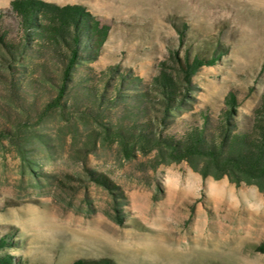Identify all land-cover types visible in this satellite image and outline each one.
Listing matches in <instances>:
<instances>
[{"label": "rangeland", "instance_id": "obj_1", "mask_svg": "<svg viewBox=\"0 0 264 264\" xmlns=\"http://www.w3.org/2000/svg\"><path fill=\"white\" fill-rule=\"evenodd\" d=\"M11 1L0 0V25L17 40ZM45 1L81 5L109 25L88 65L117 67L115 78L124 73L136 84L128 93L154 91L163 72L177 76L187 54L215 58L193 76L191 99L167 131L206 111L216 117L231 93L239 119L262 103L264 0ZM7 101L0 79V126L19 118ZM20 123L35 171L17 144L0 141V257L18 264H264V192L255 185L203 179L185 161L156 166L154 152L126 159L117 143L103 142L94 120L52 112Z\"/></svg>", "mask_w": 264, "mask_h": 264}, {"label": "trees", "instance_id": "obj_2", "mask_svg": "<svg viewBox=\"0 0 264 264\" xmlns=\"http://www.w3.org/2000/svg\"><path fill=\"white\" fill-rule=\"evenodd\" d=\"M11 9L22 34L16 40L0 25V79L7 85V105L16 106L19 118L10 121L12 126H0V141L17 144L29 171L34 172L35 165L25 149L32 142L28 137L25 142L19 139L20 120L29 123L59 112L67 119L98 122L103 142L117 143L126 159L154 152L156 166L185 161L203 179L226 177L264 192V96L253 115L243 119L231 93L216 117L206 111L183 130L167 131L176 124L186 99H191L193 76L215 58L187 54L178 59L177 76L163 72L151 87L154 91L128 93L136 84L127 74L115 78L117 67L97 72L88 65L98 58L110 27L83 6L12 0ZM91 173L93 180L110 186ZM5 242L0 239V247ZM259 250L264 252V245ZM0 264L18 263L4 256ZM73 264H108V260Z\"/></svg>", "mask_w": 264, "mask_h": 264}]
</instances>
